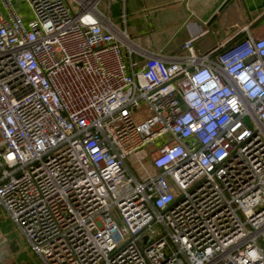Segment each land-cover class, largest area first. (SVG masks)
<instances>
[{
    "label": "built area",
    "instance_id": "2783aa9c",
    "mask_svg": "<svg viewBox=\"0 0 264 264\" xmlns=\"http://www.w3.org/2000/svg\"><path fill=\"white\" fill-rule=\"evenodd\" d=\"M14 1L0 0V217L23 249L264 264V35L163 56L111 16L119 0H23L28 15Z\"/></svg>",
    "mask_w": 264,
    "mask_h": 264
},
{
    "label": "crops",
    "instance_id": "0c3cea01",
    "mask_svg": "<svg viewBox=\"0 0 264 264\" xmlns=\"http://www.w3.org/2000/svg\"><path fill=\"white\" fill-rule=\"evenodd\" d=\"M110 7L131 38L163 56L177 54L193 37L195 51L205 53L238 37L264 35V0H119Z\"/></svg>",
    "mask_w": 264,
    "mask_h": 264
},
{
    "label": "rangeland",
    "instance_id": "374dc122",
    "mask_svg": "<svg viewBox=\"0 0 264 264\" xmlns=\"http://www.w3.org/2000/svg\"><path fill=\"white\" fill-rule=\"evenodd\" d=\"M14 2L24 15L30 13L23 0H15ZM110 11L113 12L114 9L110 7ZM179 54H185V50L181 49L175 55ZM244 121L249 126L253 127V124L248 117H246ZM126 164L134 174L139 175L140 171L136 161L126 159ZM115 220L117 223H120V218L117 215H115ZM155 228L162 231L161 225H156ZM0 230L8 239L7 243L0 245V264H44L37 254H30L29 251L23 249V244L17 233L14 231V226L9 217H6L5 219L0 217Z\"/></svg>",
    "mask_w": 264,
    "mask_h": 264
},
{
    "label": "trees",
    "instance_id": "16d2710c",
    "mask_svg": "<svg viewBox=\"0 0 264 264\" xmlns=\"http://www.w3.org/2000/svg\"><path fill=\"white\" fill-rule=\"evenodd\" d=\"M242 36V35H241ZM238 40H241V38L240 37H238L235 41H238Z\"/></svg>",
    "mask_w": 264,
    "mask_h": 264
}]
</instances>
